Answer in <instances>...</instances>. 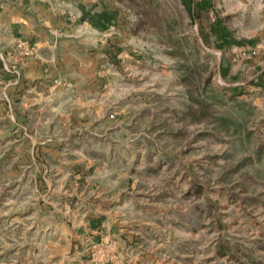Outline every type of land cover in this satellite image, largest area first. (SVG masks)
<instances>
[{
  "label": "rangeland",
  "instance_id": "obj_1",
  "mask_svg": "<svg viewBox=\"0 0 264 264\" xmlns=\"http://www.w3.org/2000/svg\"><path fill=\"white\" fill-rule=\"evenodd\" d=\"M0 264H264V0H0Z\"/></svg>",
  "mask_w": 264,
  "mask_h": 264
}]
</instances>
